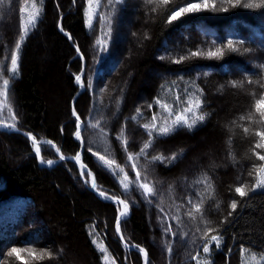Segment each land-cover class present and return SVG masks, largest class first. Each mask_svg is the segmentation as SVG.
<instances>
[{
	"label": "trees",
	"instance_id": "1",
	"mask_svg": "<svg viewBox=\"0 0 264 264\" xmlns=\"http://www.w3.org/2000/svg\"><path fill=\"white\" fill-rule=\"evenodd\" d=\"M186 2L169 0L165 6L159 0L152 4L100 0L89 28L86 0H4L0 4V76L10 80V108L0 120L15 122L37 139L54 142L63 154L79 152L98 189L129 203L130 214L121 220L124 240L146 249L150 264H197L198 260L203 264L206 257L210 264H244V256L264 251V190L251 191L254 181L248 175L253 162H262L250 153L259 138L244 134L232 121L249 126L252 133L264 130L238 119L252 106L249 93L255 91L258 98L261 91L246 81L264 77L259 68L264 63V8L232 7L227 0H215V10L209 7L168 23L172 8ZM37 10L35 27L29 26L19 50V74L12 80L7 69L22 20L27 24ZM229 41L238 51L228 50ZM217 48L224 49V56L208 55ZM149 71L153 72L150 77ZM77 75L83 85L80 92ZM231 81L245 84L233 88ZM199 89L203 90V111L210 113L205 122L191 131L181 127L156 139L147 150L148 159L129 161L128 153H138L149 139L142 125L151 121L153 113L158 125L167 116L156 99L169 104L175 113L184 107L176 104L175 97L179 95L183 101L198 95ZM74 108L82 122L81 140L75 135ZM137 109L142 115L133 121ZM122 128L127 152L117 139ZM229 137L231 144L227 143ZM181 149L183 155L170 164L149 163L152 155L171 156ZM256 151L264 155V149ZM99 156L122 166L128 174L126 183L134 180L137 171L146 174L148 182L155 184L156 194L145 197L134 185L126 193L119 182L124 173L114 175L102 166ZM40 158L57 156L51 147L41 145ZM111 167L118 171L116 165ZM204 173L214 191L195 183L204 179ZM241 181L248 191L243 199L234 192ZM197 193L204 198L203 219L212 221L209 225L200 214L195 220L185 214L192 208L189 199H201ZM234 199L237 209L229 216ZM118 209L117 203L100 198L85 186L73 162L57 160L53 166H40L26 137L0 131V264H69L72 254L83 256L85 264H104L92 242L97 237L116 264H143L142 256L125 247L115 233ZM169 225L172 232L166 233ZM207 227L217 229L223 237L221 247L213 244L210 254L203 252ZM44 228L50 235H44ZM13 247L54 255L35 259L22 251L20 258L10 257L7 253ZM251 264L255 262L251 260Z\"/></svg>",
	"mask_w": 264,
	"mask_h": 264
},
{
	"label": "snow or ice",
	"instance_id": "2",
	"mask_svg": "<svg viewBox=\"0 0 264 264\" xmlns=\"http://www.w3.org/2000/svg\"><path fill=\"white\" fill-rule=\"evenodd\" d=\"M88 8L86 10V16H87V24L89 28L93 26V21L97 15L96 8H98L100 0H86ZM109 4L112 3V0H108ZM117 2H120V0H117ZM146 3L152 4L155 3L156 0H145ZM159 2L165 6L169 4V0H159ZM4 0H0V4H3ZM227 3H229L232 7H243L246 9H260L264 8V0H227ZM93 5H96V8L93 7ZM211 7L213 10L216 8L215 0L210 4L209 0H197V2H193V0H187L186 3L179 4L172 8L170 15L168 16V23H172L174 21L180 20L183 16L187 14H194V13H199L203 10L208 9ZM155 10V9H153ZM224 11H227V9H222ZM23 12L24 9H21ZM39 16V10L35 14H33L31 17L28 18L27 24H23L22 20V34L19 35L18 40L15 42L14 45V50L10 56V62H11V68L7 69V71L11 72V79L14 80L18 74H19V50L21 49L22 43L26 40L29 32V26L35 27V21L38 19ZM61 31H63V28H61ZM111 29H109V34H110ZM69 39L71 37L69 36ZM97 43H100V41H97ZM228 50L229 51H238L236 49L232 42H228ZM77 51L79 52V48L77 47ZM247 51V49H245ZM225 51L223 48H217L215 51H210L208 53L209 56L211 57H222L224 56ZM193 55H198V53H193ZM163 59V57H161ZM259 68L264 70V63H261L259 65ZM261 80H264V77L261 78ZM261 80H251L248 79L246 81L247 84L249 85H257L259 89L261 90L259 92V96L257 98V93L255 91L250 92L249 94L252 96L253 103L251 108L248 110L246 114H241L239 116L240 121H248L250 123H255L261 128H264V82H261ZM76 81L78 83H82L81 81V76L77 75L76 76ZM245 84V81H231L230 86L233 88H243ZM224 86L221 85V88ZM10 93V80L9 79H3V85L2 88H0V96L5 97V102L7 103V98ZM198 95L195 96H190L181 101V98L179 95L175 97V102L177 105L183 103L184 107L175 112L174 118H173V109L172 107L167 104V103H162L159 98L156 99V104L159 105L166 113L167 116L164 118L163 122H161L159 125L157 123V115L153 113L151 121L149 123H145L142 125L144 130L147 133V136L149 137L148 140H146L143 143V146L140 148V151L138 153L132 154L128 153L127 159L129 161H134V159H139L140 157H144L148 159L149 154H148V149L153 146L155 143V140L160 138V137H166L172 135L178 128L184 127L187 128L189 131L193 130L197 125L202 124L205 122V120L209 117L210 113L203 111L204 107V99H203V90L199 89L198 90ZM149 107H152V105H149ZM254 109V111H253ZM137 115L131 117L133 121L137 120V117L142 115L140 112V109L136 110ZM73 115L76 116L77 124L76 128L77 131L75 133L76 138L79 140L81 139V133H80V128H81V122H80V117L76 114L75 108L73 109ZM171 120V123H168V120ZM12 120L15 121L16 117L13 116ZM232 124L236 127H241L243 130V133L246 135H254L255 137H258L259 139L254 143V146L250 149L251 156L255 157L256 160L262 162L259 164H256L255 162L252 163V168L253 171H250L248 175L250 177H253V183L251 187V191L255 192L257 189L264 190V155L260 154L259 152L256 151V149H264V130H256L254 133L250 131L249 126H245L242 124H237L236 120L232 121ZM98 125H93V127H97ZM0 127L12 129V130H17L18 127L15 122L10 123V124H5L2 120H0ZM104 130L101 128V132ZM28 138L31 140L33 147L35 149V153L37 157H40L41 155V144L46 143L48 145H52V141H43V142H38L37 137L34 136L31 132L26 134ZM117 139L122 140L124 150L127 152V145L128 141L124 137V129H121V132ZM232 139L229 137L227 143L231 144ZM54 147V146H53ZM56 151L59 153L60 149L56 148ZM88 151H92L91 148L88 149ZM183 149L180 150L179 153H173L171 156H164L163 154H158V155H152L149 159V163H155V162H160V163H172L175 160H177L180 156L183 155ZM94 155H97V153H94ZM229 155L232 157V159L235 161V156L231 152H229ZM61 160H64L66 157L64 155H60L59 157ZM71 159L76 160L78 164H80V175L81 177H84L85 174H87L88 177H90V183L91 187L93 189L98 190V194L104 198V199H111L112 201L118 203L119 205H122V210L118 209V215L116 217V223H115V231L120 234V239L122 242H124L125 247H129V244L124 240V236L121 231V218L126 217L128 215V209H129V203L125 199H120L117 196H109L108 194L105 193V191L98 189L94 174L91 172V170H87V166L82 164L80 161V153H77L74 157H71ZM100 161L103 162L102 166H105L108 168L110 172H112L114 175L119 177L120 173H124V180H120L119 182L121 183L124 191L127 193L130 190V187L134 185L138 189L142 190V193L145 197H150L154 196L156 194V188L155 184H150L147 179V175L141 174V172L137 171L134 180H131L129 182H125L128 180V174L125 173V170L122 166L116 164L115 160H107L105 159L104 156H99ZM41 163H46L49 166H51L54 161L53 160H47L45 161L43 158H41ZM116 165V169H113L111 166ZM131 167L133 170L136 169V163H132ZM204 179L203 180H196L195 183L200 184L204 183L206 184L205 191L212 190L213 186L209 182L210 177H208L207 173H204ZM238 180H240L239 177H237ZM143 181V182H142ZM85 183H89L88 180L85 181ZM172 185H169V189L171 190ZM247 184H245L243 181L239 183V186H236L234 188V192L236 195L241 197L242 199L248 195V191H246ZM197 195L201 196V199L199 202H193L192 199L188 200V203L192 205V208L189 209L185 214L190 218L195 220L196 219V214H200L201 219L205 225H209L212 223L210 220H204L203 219V211H202V206L204 204V198L200 193H197ZM237 201L234 199L230 203V208L231 212L228 213L229 216L232 215L233 212L236 211L237 209ZM216 207H219V204L216 205ZM160 211L162 212L163 209L161 208ZM175 219H179V217H176ZM227 221V217L225 218V222ZM199 231V229H197ZM164 231L166 233H171L172 229L171 226H167ZM217 232L215 235H208L211 232ZM90 235H93L92 232L89 233ZM175 235V233H172ZM222 235L218 232L217 229H213L210 227L206 228L205 231V243L203 246V252L205 254H210L211 248L213 244L215 245V248L219 249L222 244ZM93 244L96 245L97 249L103 254V260L105 264H116L115 259L110 256L108 253L107 247L103 244V241L101 240L98 242L95 238H93ZM132 247H135L139 253L143 255V261L144 264H150L148 256L149 253L146 249L143 247H140L139 245H131ZM22 251H28L35 259H43L44 255H47L48 258H52L54 255L50 251H46L43 254L37 255L31 250L28 249H19L16 247H13L8 251L7 255L8 256H16L17 258H20V253ZM167 251L171 253L172 249L169 246L167 248ZM243 251V250H242ZM195 259V258H194ZM251 260L255 262V264H264V251H261L260 253H251ZM197 264H201V261H197ZM203 264H210V260L208 257H206L203 261Z\"/></svg>",
	"mask_w": 264,
	"mask_h": 264
},
{
	"label": "rangeland",
	"instance_id": "3",
	"mask_svg": "<svg viewBox=\"0 0 264 264\" xmlns=\"http://www.w3.org/2000/svg\"><path fill=\"white\" fill-rule=\"evenodd\" d=\"M93 7L94 8H96V5H93ZM87 8H88V5H87V2H86V6H85V13H86V10H87ZM129 17H130V19L132 20L133 18H134V15H129ZM85 20H86V24H87V16H86V14H85ZM124 23H126L127 24V21L126 20H124ZM87 26H88V24H87ZM21 34H22V24H21ZM135 41H137L138 39H139V36L138 35H135ZM10 68H11V62H10ZM9 74H11V72L9 71ZM153 74V72H151V71H149L148 72V75H149V77L151 76ZM3 79H5L4 77H1L0 76V88H2V85H3ZM147 83V82H146ZM81 84V86H82V83H80ZM80 86V85H79ZM78 86V88H80ZM10 108V105L8 104V102L6 103L5 102V97H2V96H0V118H6L7 117V115H8V113H9V111H8V109ZM174 114L175 113H173V118H174ZM5 124H10V122H6V121H3ZM168 123H171V120L169 119L168 120ZM77 131V130H76ZM28 139V138H27ZM40 139H42V138H40ZM29 140V139H28ZM30 141V140H29ZM30 143H31V146H32V150L34 151V153H35V149H34V147H33V144H32V142L30 141ZM45 146H47V145H45ZM50 147V146H49ZM52 148V147H51ZM53 149V148H52ZM53 151H54V149H53ZM54 153H55V151H54ZM36 154V153H35ZM37 156V155H36ZM51 159H53V158H51ZM39 160H41V158L40 157H37V161L39 162ZM47 160H50V159H47ZM47 160H45V161H47ZM217 165H219V166H223V162L221 161V162H219L218 161V164ZM85 175H87V174H85ZM80 176V175H79ZM81 179L83 180V181H86V179L89 181V179H90V177H88L87 176V178H85V177H81ZM130 208V207H129ZM44 235L45 236H47V235H50L49 234V232H47V229H45L44 228ZM51 240H50V243L51 244H53V239L52 238H50ZM53 240V241H52ZM96 240L98 241V242H100L101 241V239L100 238H96ZM103 244L105 245V243L103 242ZM106 246V245H105ZM64 253V252H63ZM108 253H109V251H108ZM111 256V255H110ZM112 257V256H111ZM102 258H103V254H102ZM113 258V257H112ZM250 258H251V256H244V258H243V263L244 264H251V260H250ZM68 261V263L69 264H85V261H86V259L83 257V256H81V255H75V254H72V256H71V258L70 259H68L67 260ZM104 261V260H103ZM87 262V261H86ZM104 264H105V262H103Z\"/></svg>",
	"mask_w": 264,
	"mask_h": 264
},
{
	"label": "water",
	"instance_id": "4",
	"mask_svg": "<svg viewBox=\"0 0 264 264\" xmlns=\"http://www.w3.org/2000/svg\"><path fill=\"white\" fill-rule=\"evenodd\" d=\"M60 30H61V29H60ZM62 32L68 35V33H66L65 31H62ZM77 53H78L79 56H81L80 52L77 51ZM76 84H77V85H80V88H79V90H78V92H80V91L83 89V87H82L81 84L78 83V82H76ZM78 92L76 93V95L78 94ZM76 95H75V96H76ZM80 122H81V121H80ZM81 128H82V122H81ZM81 128H80V130H81ZM0 131H6V132H17V133L23 135L24 137L28 138V136L26 135L28 132H26V131H24V130H22V129H20V128H18V131H17V130H12V129H8V128L0 127ZM28 139H29V138H28ZM29 140H30V139H29ZM37 140H38V142L50 141V140L45 139V138L37 139ZM79 140H81V139H79ZM30 141H31V140H30ZM41 145H47V146H50V147H52V148L54 149V151H55V155L57 156V158H56V159H50V160H53L54 163H55L57 160H61L59 157H60V155L62 154V155H64V156L66 157L64 160L71 161V162H73V163L75 164V166L77 167V170H78V172H79V175H80V171H81L80 164H78V163L76 162V160L71 159V157H74L77 153L74 154V155H66V154H63V153L61 152L60 147H59L57 144H55L54 142H52V145H48V144H46V143H42ZM53 146H54V147H53ZM56 148H59V149H60V152H59V153L56 151ZM78 153H79V152H78ZM80 161H81V159H80ZM54 163H53L51 166H53ZM81 163L84 164L82 161H81ZM39 165H40V166L50 167V166H49L48 164H46V163H41L40 160H39ZM84 165H85V164H84ZM87 170H89L88 167H87V169H86V172H87ZM80 177H81V175H80ZM90 179H91V178H90ZM90 179H89V183H85V181H84L85 186H86L89 190H91L93 193H95L97 196H99L100 198H102V197L98 194V190H97V189H93V188L91 187ZM105 193H106V192H105ZM106 194H108V193H106ZM108 195H109V196H113V195H110V194H108ZM117 197H118V196H117ZM119 198H120V197H119ZM102 199H104V198H102ZM120 199H122V198H120ZM104 200L112 201L111 199H104ZM112 202H114V201H112ZM115 203H116V202H115ZM117 204H118V203H117ZM118 205H119V204H118ZM119 209L122 210V205H119ZM118 214H119V213H117V215H118ZM129 214H130V208L128 209V215H127L126 217H128ZM116 217H117V216H116ZM126 217H122L121 220L125 219ZM115 223H116V219H115ZM115 233H116V235L118 236V238L120 239V234H118L116 231H115ZM120 240H121V239H120ZM121 242H122V241H121ZM122 243H123V245L125 246L124 242H122ZM131 245H132V244H129V247H127V248H128V249H132V250L137 251V249H136L135 247H132ZM137 252H138V251H137ZM138 253H139V252H138ZM139 254H140V255L142 256V258H143V255H142L141 253H139ZM143 264H144V261H143Z\"/></svg>",
	"mask_w": 264,
	"mask_h": 264
}]
</instances>
